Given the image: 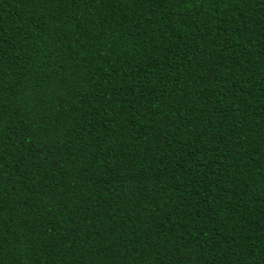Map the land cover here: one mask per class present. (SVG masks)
Instances as JSON below:
<instances>
[{
    "label": "trees",
    "instance_id": "obj_1",
    "mask_svg": "<svg viewBox=\"0 0 264 264\" xmlns=\"http://www.w3.org/2000/svg\"><path fill=\"white\" fill-rule=\"evenodd\" d=\"M0 264H264V0H0Z\"/></svg>",
    "mask_w": 264,
    "mask_h": 264
}]
</instances>
